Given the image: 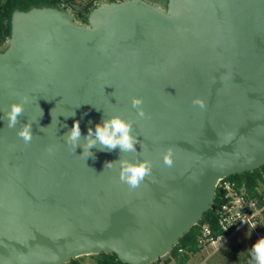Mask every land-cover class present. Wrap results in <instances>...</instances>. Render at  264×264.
<instances>
[{"label":"water","instance_id":"water-1","mask_svg":"<svg viewBox=\"0 0 264 264\" xmlns=\"http://www.w3.org/2000/svg\"><path fill=\"white\" fill-rule=\"evenodd\" d=\"M113 115L133 121L135 152L92 148L85 161L65 142L75 121L83 143ZM27 122L30 143L17 135ZM120 158L151 161V174L130 189ZM261 167L264 0L103 2L82 24L56 7L12 12L0 50V264H150L212 209L218 181Z\"/></svg>","mask_w":264,"mask_h":264},{"label":"clouds","instance_id":"clouds-1","mask_svg":"<svg viewBox=\"0 0 264 264\" xmlns=\"http://www.w3.org/2000/svg\"><path fill=\"white\" fill-rule=\"evenodd\" d=\"M27 102L28 98L25 96L21 98L20 102H14L9 106V110L5 113V119L7 121L8 127L14 128L16 126L19 116L23 114L24 104ZM193 103L201 108L204 107V102L199 98L195 99ZM142 104V98L133 97L132 107L137 109V114L139 116L144 117L145 112L142 108ZM41 113L42 117V109ZM74 115L75 113L72 112L70 116ZM132 129V120H125L119 115H113L111 117L103 119L101 122H98L95 126V130L89 127L87 135L83 137V143H81L82 134L79 121H75L73 123L70 131L65 134L64 138L65 142L71 145L72 151L74 153L78 146L83 148V152L81 155L85 157L86 161L89 157H92L93 159L95 158L94 153L91 151L92 148H98V150L100 151L110 152L119 147L121 153L135 152L136 145L140 144V140L136 136L132 135ZM17 135L21 139H23L25 143H30L33 135L32 124L28 122L24 123L22 127L17 131ZM118 161L120 162L121 166L119 178L121 182L127 184L130 189L139 187L145 177L151 174L152 163L149 160L132 162L120 158ZM163 161L165 165L171 167L173 160L170 149L164 154ZM113 162L114 161H107L105 163V167H112ZM231 225L232 224H228V226L225 227L224 231H226ZM249 227L255 228L256 225L252 224L249 225ZM248 251L249 255L251 256L252 264H264V236L260 237L250 247V249H248Z\"/></svg>","mask_w":264,"mask_h":264},{"label":"trees","instance_id":"trees-1","mask_svg":"<svg viewBox=\"0 0 264 264\" xmlns=\"http://www.w3.org/2000/svg\"><path fill=\"white\" fill-rule=\"evenodd\" d=\"M101 1L102 0H0V50L5 48L7 39L9 38L10 16L16 9L26 11L31 7H56L71 13L75 21L86 23L89 12L102 3ZM114 1L122 0H105V2ZM262 175H264V167L250 173L230 176L226 179L243 182L249 193L253 190L256 181H258ZM218 197V190H216L213 208L219 203ZM203 224H207L213 231L216 230L212 210L206 212L200 221L184 234L182 239L172 248L169 256L172 258L174 264H187L190 258L189 255L197 253L200 250L197 247V235ZM179 249L182 250L181 253H178ZM223 256L227 262L230 257V250L223 252ZM96 257V264H121L116 260L114 255L99 254ZM244 257L247 260L249 257L251 258L249 252L244 254ZM69 264H77V260H72Z\"/></svg>","mask_w":264,"mask_h":264},{"label":"built area","instance_id":"built-area-1","mask_svg":"<svg viewBox=\"0 0 264 264\" xmlns=\"http://www.w3.org/2000/svg\"><path fill=\"white\" fill-rule=\"evenodd\" d=\"M216 190H218L219 203L211 209L216 230L213 231L207 224L200 227L197 235L199 249L221 244L230 234L243 228L249 230L256 241L264 236V175L256 181L253 190L249 193L243 182L226 178L218 181ZM228 224L232 225L224 231ZM252 224H255L256 227H249ZM181 252L182 250L179 249L178 253Z\"/></svg>","mask_w":264,"mask_h":264},{"label":"rangeland","instance_id":"rangeland-1","mask_svg":"<svg viewBox=\"0 0 264 264\" xmlns=\"http://www.w3.org/2000/svg\"><path fill=\"white\" fill-rule=\"evenodd\" d=\"M160 8H165L167 0H145ZM102 3L105 0L101 1ZM79 24H82L78 22ZM256 242L255 237L246 228L237 230L230 234L221 244L209 245L201 248L197 253L189 255L187 264H252L249 257H244L248 249ZM230 250V257L226 262L223 252ZM97 255L76 258L79 264H96ZM150 264H174L172 258L167 254Z\"/></svg>","mask_w":264,"mask_h":264}]
</instances>
